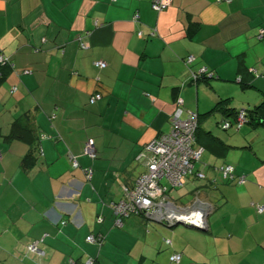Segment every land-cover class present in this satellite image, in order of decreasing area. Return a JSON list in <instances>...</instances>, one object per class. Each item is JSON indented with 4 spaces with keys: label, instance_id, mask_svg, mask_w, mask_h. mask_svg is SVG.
Listing matches in <instances>:
<instances>
[{
    "label": "crops",
    "instance_id": "1",
    "mask_svg": "<svg viewBox=\"0 0 264 264\" xmlns=\"http://www.w3.org/2000/svg\"><path fill=\"white\" fill-rule=\"evenodd\" d=\"M151 3L0 0V52L14 64L0 81V264H171L174 253L176 264H264V126L224 130L215 110L223 99L233 109L264 101V0H172L161 12ZM202 67L208 78L191 82ZM179 98L200 116L205 178L168 195L209 203L208 229L157 221L171 232L135 214L118 226L110 205L146 171L144 146L171 130ZM17 120L33 141L7 138ZM226 164L234 181L222 179ZM180 189L194 200L173 197ZM98 233L101 246L87 241ZM43 237L44 254L30 252Z\"/></svg>",
    "mask_w": 264,
    "mask_h": 264
},
{
    "label": "built area",
    "instance_id": "2",
    "mask_svg": "<svg viewBox=\"0 0 264 264\" xmlns=\"http://www.w3.org/2000/svg\"><path fill=\"white\" fill-rule=\"evenodd\" d=\"M115 1V0H112ZM232 2L233 0H225ZM172 3V0H152V9L161 12L167 9ZM139 15L136 14L135 19ZM142 37L143 33L139 32ZM87 47V44H83ZM8 60L7 57L0 54V63ZM195 60L194 55H189L186 59L187 63H192ZM95 65L98 67H105L104 61H96ZM25 72H29L26 70ZM209 75L207 67H202L197 71L191 72V79L198 83L203 76ZM16 88L14 87L13 90ZM102 98L101 93H96L90 98V102L94 103ZM183 100H177V107L172 114V127L169 132L163 133L150 141L144 146V150L140 158L145 161L146 171L143 172L131 187H124L125 198L116 201L110 205L114 214L116 215L115 224L123 225V220L130 215L143 216L148 222L159 220L173 225V219L176 216L183 214H190L192 212L200 213L204 216V221L207 222L206 216L211 210L209 203L195 198L192 204L183 206L177 204L169 197L168 193L171 188L183 187L188 178L194 174L198 178H205V174L196 170V163L200 161L201 155L205 151L204 146H196V131L199 125L198 114L194 111H185L182 106ZM246 124V114L244 110H240L234 128L239 130ZM229 120L223 124L224 129L231 127ZM45 137V136H43ZM84 153L91 158L97 157V150L91 139L85 142ZM2 152L0 151V159ZM73 167H79V162L76 158L73 159ZM86 175L89 179L93 177V170L87 169ZM221 176L224 180H234L236 178L234 173V166L231 164L223 165L219 168ZM165 181V182H164ZM246 178L240 176L238 182H245ZM259 213L264 212V205H256ZM101 221V218H99ZM65 224L66 222L63 221ZM44 240L31 242L28 245V250L38 255H43L44 251L39 244ZM87 240L92 243L101 244L104 240L102 234L95 236L89 235ZM170 243V240H167ZM181 254L175 253L171 256L174 262H180ZM70 264H96L95 259L88 258L84 262L77 263L75 260H70Z\"/></svg>",
    "mask_w": 264,
    "mask_h": 264
},
{
    "label": "trees",
    "instance_id": "3",
    "mask_svg": "<svg viewBox=\"0 0 264 264\" xmlns=\"http://www.w3.org/2000/svg\"><path fill=\"white\" fill-rule=\"evenodd\" d=\"M0 54L4 55L5 57L8 58V60L0 63V81L4 80L5 77L7 76V74L9 73V71L14 68V64L12 62V60L10 59V57L2 52H0ZM197 71V70H196ZM206 78H208V76H203L199 79V81L201 80H205ZM193 82V81H191ZM218 109V110H223L225 115L228 117L227 119H224L222 122H221V128H223V124L226 120H229L230 123L232 124L230 128L228 129H235L234 128V124H235V121H236V118H237V115L239 113V111L241 109H233V108H229L226 106V100L223 99V100H220L216 107H215V110ZM242 110L245 111V114H246V124H249L253 127H258V126H264V101H262L261 103L253 106V107H249V108H242ZM198 114V113H197ZM230 117V119H229ZM198 121L200 122V116L198 114ZM245 124V125H246ZM199 129H200V125H198V128H197V131H196V143L195 145L196 146H201L199 144H197V140H198V132H199ZM228 129H224V130H228ZM237 130V129H235ZM240 130V129H239ZM7 138L9 139H13V138H25V139H29V141H33V136H32V130L28 128L27 125H22V123L20 121H15L14 124H13V127H12V130H11V134L9 136H7ZM85 146V145H84ZM84 152V151H83ZM85 154V153H84ZM86 155V154H85ZM88 156V155H87ZM91 158V157H90ZM35 159H36V156L33 154V152H30L23 160V166L25 168H28L30 167L31 165H33V163L35 162ZM94 159V158H92ZM87 169H92L91 167H87L85 170ZM199 171V170H198ZM221 173V172H220ZM195 175V174H194ZM196 176V175H195ZM198 178V177H197ZM200 179V178H199ZM223 179V178H222ZM224 180V179H223ZM235 180V179H234ZM234 180H229V181H234ZM228 181V180H226ZM181 188V187H179ZM173 189H178V188H171L170 190H173ZM112 209V208H111ZM113 211V210H112ZM114 213V212H113ZM115 216V220H116V215L114 214ZM101 233H98V234H94L95 236L97 235H100ZM92 235V234H90ZM103 235V234H102ZM89 236V235H88ZM87 236V237H88ZM104 236V235H103ZM87 239V238H86ZM105 239V237H104ZM88 241V240H87ZM89 242V241H88ZM92 243V242H90ZM104 243V240L101 244L99 243H96V244H99V246H101L102 244ZM175 254V253H174ZM94 259V258H93ZM85 261V260H84ZM83 261V262H84ZM96 261V259H95ZM172 261V260H171ZM77 262V261H76ZM79 263V262H77ZM70 264V263H69ZM97 264V262H96Z\"/></svg>",
    "mask_w": 264,
    "mask_h": 264
},
{
    "label": "water",
    "instance_id": "4",
    "mask_svg": "<svg viewBox=\"0 0 264 264\" xmlns=\"http://www.w3.org/2000/svg\"><path fill=\"white\" fill-rule=\"evenodd\" d=\"M207 218H208V215L206 216V219ZM154 221L161 222L159 220H154ZM164 223L171 225L166 222ZM179 224L184 225L188 228L197 229L201 231H206L208 229V223L204 221V216L196 212L176 216L173 219V225H179Z\"/></svg>",
    "mask_w": 264,
    "mask_h": 264
},
{
    "label": "rangeland",
    "instance_id": "5",
    "mask_svg": "<svg viewBox=\"0 0 264 264\" xmlns=\"http://www.w3.org/2000/svg\"><path fill=\"white\" fill-rule=\"evenodd\" d=\"M90 158V157H89ZM92 159V158H91ZM185 189H180V190H175L173 192V197H179L180 198V201L183 203V204H189L191 203L193 200H194V196L187 192L186 190L184 191ZM181 196V197H180ZM139 218H142V216H137ZM144 218V217H143ZM147 221V220H146ZM149 223H151L155 228H164V230H168L166 229L165 225L161 224V223H158L157 221H150ZM165 226V227H163ZM168 228V227H167ZM176 229H179V230H184L186 229L184 227V225H179ZM187 230V229H186ZM168 231H171L173 232L171 229H169ZM164 237H167V236H164ZM169 238H172V235H168ZM171 264H176V262H173Z\"/></svg>",
    "mask_w": 264,
    "mask_h": 264
}]
</instances>
